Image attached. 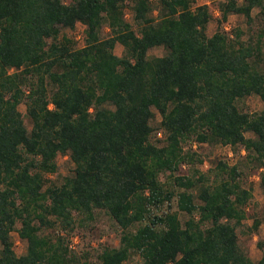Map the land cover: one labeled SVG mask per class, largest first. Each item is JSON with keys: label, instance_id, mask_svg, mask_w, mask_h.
I'll list each match as a JSON object with an SVG mask.
<instances>
[{"label": "trees", "instance_id": "1", "mask_svg": "<svg viewBox=\"0 0 264 264\" xmlns=\"http://www.w3.org/2000/svg\"><path fill=\"white\" fill-rule=\"evenodd\" d=\"M216 8L219 23L237 14L249 26L258 8L259 27L245 40L238 28L207 35L211 13L194 0H0V264H264V252L251 260L237 242L251 198L242 169L217 160L202 172L190 146L242 151L264 192V0ZM76 23L80 47L60 34ZM152 47L163 53L147 56ZM251 94L261 109L240 110ZM58 154L73 168L54 183ZM95 211L119 237L90 260L66 234L82 222L74 214ZM258 225L253 217L249 229Z\"/></svg>", "mask_w": 264, "mask_h": 264}, {"label": "rangeland", "instance_id": "2", "mask_svg": "<svg viewBox=\"0 0 264 264\" xmlns=\"http://www.w3.org/2000/svg\"><path fill=\"white\" fill-rule=\"evenodd\" d=\"M195 4H206L211 18L207 23L205 33L210 35L217 26L221 27V30L227 32L229 35L232 34V30L238 28L241 30V39L245 40L248 36H253L255 29L259 27L258 20V8L251 10V15L254 17L251 25L245 23L244 17L237 14H230L226 20L219 23V13L216 8V4L222 0H194ZM239 1V0H238ZM125 19L131 23V13L127 5L123 8ZM154 14V12H153ZM83 28L84 26L80 23H76L73 29H63L60 34L66 35L70 38L75 47L83 45ZM104 34L107 32L103 30ZM59 34V36H60ZM263 49H264V34H263ZM123 52L122 46L118 43L113 48V53L120 56ZM163 53L161 47H152L147 50V56H159ZM236 105L240 110L248 113L258 112L261 109V101L257 95L251 94L244 98L236 101ZM18 110L24 115V105L21 103L18 105ZM153 111V124L159 121V115ZM24 123L29 128V122L26 117L23 116ZM245 136H251V133L246 132ZM160 133H152L150 140L159 138ZM190 146L195 150L201 157L202 163L197 165V168L205 172L217 160L224 161L229 165L238 163V166L242 169V175L240 178V184L244 188H249L251 192V198L244 207L245 218L242 220L241 225L236 227L237 242L240 248L246 253L251 260H257L260 255L264 252V192L259 186L258 171L247 165L246 161L240 156L243 154L241 151L237 155L232 153L228 146L219 144L209 145L205 143L197 144L191 142ZM187 147V146H186ZM55 163L57 170L55 173L46 174L48 180L54 183H59L63 178L71 173L73 164L70 161L67 154H58L55 157ZM186 173V167H181L177 174ZM166 174H160L159 179L166 182V185H171L170 178L166 177ZM170 211H175V201L171 200ZM177 215L180 219H186L187 215L178 212ZM75 220L81 218V223L77 224L72 231L67 235L68 244L70 248L77 252H86L90 260L96 258L97 252L104 246L115 247L118 245L119 229L114 222L102 211H95L91 219H85L80 215L74 214ZM259 220V225L256 230H250L252 218ZM18 226V224H16ZM60 232L58 227L54 230H46V234L53 235L54 232ZM12 240V248L16 255H20L25 250V244L21 241L16 232L12 231L10 234ZM138 257L129 259L123 264H135L138 263Z\"/></svg>", "mask_w": 264, "mask_h": 264}]
</instances>
